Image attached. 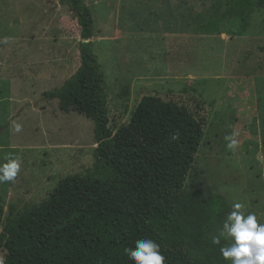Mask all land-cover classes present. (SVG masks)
<instances>
[{
    "label": "rangeland",
    "instance_id": "1",
    "mask_svg": "<svg viewBox=\"0 0 264 264\" xmlns=\"http://www.w3.org/2000/svg\"><path fill=\"white\" fill-rule=\"evenodd\" d=\"M85 1L95 15L92 48L106 78L110 127L117 130L129 124L146 95L186 106L205 126L186 187L223 196L229 204L227 216L233 204L242 203L245 215L253 212L264 222V6L254 0L252 10H246L245 24L240 13L230 10V0H225L223 10L229 17L221 25L202 16H195L192 25H183L200 27L211 35L195 34L190 40L195 44L186 50L194 54L187 73L196 77L175 82L158 77L129 80L112 74L113 68H124L129 40L100 38L106 29L105 0ZM193 2L183 8L196 13L212 9L213 3L219 5L216 0ZM219 27L229 36L227 40L213 35ZM152 42L142 41L149 56L162 52V43L151 46ZM84 44L68 3L0 0V98H6L0 103V165L9 158L20 160L15 181L0 184L5 208L0 232L13 218L45 203L62 179L101 175L94 120L74 108L63 110L59 98L45 96L79 69ZM117 48L119 55L114 52ZM117 61H121L118 67ZM167 62L163 55L157 58L159 66ZM9 100H15L14 107L8 106ZM234 130L240 133L239 147L232 152L225 137ZM225 241L226 246L232 243L231 238ZM6 252L0 246V264L5 263Z\"/></svg>",
    "mask_w": 264,
    "mask_h": 264
},
{
    "label": "trees",
    "instance_id": "2",
    "mask_svg": "<svg viewBox=\"0 0 264 264\" xmlns=\"http://www.w3.org/2000/svg\"><path fill=\"white\" fill-rule=\"evenodd\" d=\"M61 1L76 15L82 40L91 39L90 6ZM230 2L246 24L254 0ZM81 58L76 73L45 96L94 120L101 175L68 176L45 203L10 220L0 232L4 264H135L125 248L142 239L159 244L167 264L227 262L220 252L227 200L210 189L186 187L204 122L184 105L146 95L129 124L112 129L105 74L90 44L81 47ZM4 213L0 194V226Z\"/></svg>",
    "mask_w": 264,
    "mask_h": 264
},
{
    "label": "crops",
    "instance_id": "3",
    "mask_svg": "<svg viewBox=\"0 0 264 264\" xmlns=\"http://www.w3.org/2000/svg\"><path fill=\"white\" fill-rule=\"evenodd\" d=\"M216 1L219 2L218 8L213 3L212 9L195 13L194 10L189 11L187 7L183 8L185 5L188 6L189 3L193 4V0H105V9L107 10L105 11L106 29L103 32L104 37L100 38H104L105 41L124 38L129 40L127 56L122 59L124 68L120 70L115 67L111 73L121 75L122 78L128 77L130 78L129 80H141L145 78L149 80L158 77L162 78V80L174 79L177 82L183 78L193 79L196 77L190 72L187 73V69L192 65L191 62L194 54L188 53L186 50L195 44V41H193L194 44L190 42L195 34H205L208 36L211 34L202 32L200 27L196 29L191 26L184 27L183 25H192L195 16L197 18L202 16L203 18L216 19L219 25H221L224 19L229 17V14L223 10L225 0ZM198 2L200 3V0H197ZM233 21L234 19H232ZM199 22H202V20H199ZM216 33L213 35H218L223 40L229 38L221 27L216 30ZM95 38L96 28L94 36L84 41L90 44L91 47H94ZM147 40L155 41V43L152 42L150 44L151 46L162 43V52L149 56L144 47H142V41ZM183 46L184 48H181ZM119 50V48L115 49V55H119ZM165 51L166 53L164 54ZM161 55L168 62L159 66L157 65V58ZM118 64H121V61L119 63L117 61L115 66L118 67ZM128 65L129 67L125 71V67ZM140 69L144 71H139ZM4 100L0 98V103ZM14 101L9 100L8 106L14 107L12 106ZM59 102L61 109L66 110L61 101Z\"/></svg>",
    "mask_w": 264,
    "mask_h": 264
},
{
    "label": "clouds",
    "instance_id": "4",
    "mask_svg": "<svg viewBox=\"0 0 264 264\" xmlns=\"http://www.w3.org/2000/svg\"><path fill=\"white\" fill-rule=\"evenodd\" d=\"M3 42L6 43L7 38ZM20 130L21 127L17 125L15 131ZM239 135L240 133L234 130L231 135L225 137L228 141L227 148L232 152L239 147V141L236 139ZM172 138L178 139V136ZM19 170V158H9L6 163L0 165V184L14 182ZM244 207L242 203L233 204L224 222L222 234L231 238L232 243L220 248L221 255L231 264H264V222L253 212L245 215ZM213 242L219 243V238ZM125 254L135 264H167L160 245L151 239L137 240L134 249L125 248Z\"/></svg>",
    "mask_w": 264,
    "mask_h": 264
}]
</instances>
